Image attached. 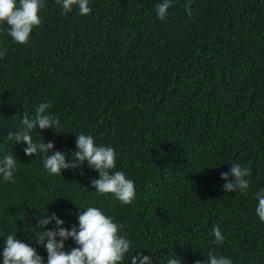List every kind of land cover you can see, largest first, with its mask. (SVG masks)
Wrapping results in <instances>:
<instances>
[{
	"label": "trees",
	"instance_id": "16d2710c",
	"mask_svg": "<svg viewBox=\"0 0 264 264\" xmlns=\"http://www.w3.org/2000/svg\"><path fill=\"white\" fill-rule=\"evenodd\" d=\"M157 2L90 0L81 16L45 0L25 44L0 25V158L17 159L15 182L0 184V244L16 232L46 259L32 240L36 220L55 212L68 227L77 206L91 205L157 264L172 252L193 264L210 250L233 264H264L253 197L264 187V0H191V15L188 0H174L164 20ZM45 101L60 123L36 130L43 142L66 159L80 133L111 145L116 170L133 180L131 204L98 196L89 184L97 172L86 164L53 175L40 155L25 156V145L7 138ZM233 162L251 171L247 193L221 187ZM73 246L66 241L65 251Z\"/></svg>",
	"mask_w": 264,
	"mask_h": 264
},
{
	"label": "clouds",
	"instance_id": "9594fccd",
	"mask_svg": "<svg viewBox=\"0 0 264 264\" xmlns=\"http://www.w3.org/2000/svg\"><path fill=\"white\" fill-rule=\"evenodd\" d=\"M173 2L158 0L155 15L159 20L166 19ZM56 3L62 15L72 12L74 7L81 16L92 11L90 0H56ZM190 4L191 0H188L184 9L188 15H191ZM44 7L45 0H0V25L6 26L4 31L12 42L25 44L33 29L41 24L40 12ZM6 53L7 48L0 46V59ZM49 108L47 101L37 104L34 114H24L15 131H8L7 138L16 144L25 145V156L40 155L43 168L53 175L61 176L62 169L86 164L97 172V177L90 179L89 184L98 196L111 194L121 204H131L135 198L133 180L127 178L123 171L116 170V152L111 145L97 144L92 135L80 133L75 135V151L71 159H66L64 151L53 150L52 141L43 142L36 130H55L60 123L58 117L48 111ZM34 131L42 139L34 140ZM16 171L17 159L12 154L0 158V184L14 183ZM250 175L247 166L233 162L229 164L228 171L220 173V179L226 181L221 187L227 192L247 193ZM253 197L257 202L255 215L264 223V187L256 190ZM77 208L76 223L68 227L64 226V219L55 212L36 220L32 240L44 249L46 259L30 243L17 239L16 232H12L3 237V243L0 244V264H157L152 255L137 251L143 248H137L123 232V225L115 221L114 217L91 205ZM49 224L52 227H46ZM37 228L42 230L36 231ZM211 231L213 243L224 242L225 236L219 227L214 226ZM69 240L74 246L65 251V242ZM204 256L206 260H196L193 264H233L229 257L217 255L211 250ZM166 264H182V259L172 252L166 258Z\"/></svg>",
	"mask_w": 264,
	"mask_h": 264
}]
</instances>
